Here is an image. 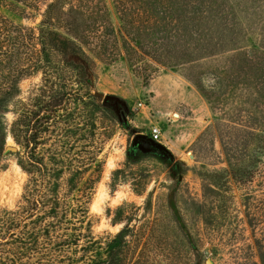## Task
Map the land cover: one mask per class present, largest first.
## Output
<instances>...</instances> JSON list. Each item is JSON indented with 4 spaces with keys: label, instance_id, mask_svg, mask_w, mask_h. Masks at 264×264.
I'll return each instance as SVG.
<instances>
[{
    "label": "rangeland",
    "instance_id": "1",
    "mask_svg": "<svg viewBox=\"0 0 264 264\" xmlns=\"http://www.w3.org/2000/svg\"><path fill=\"white\" fill-rule=\"evenodd\" d=\"M125 1L95 0L107 9L89 21V77L52 52L48 80L21 82L28 103L42 85L68 92V118L39 151L50 165L58 152L64 182L78 184L71 206L92 190L77 223L92 237L78 236L61 264L108 260L113 239L116 264H264V0ZM14 3L0 0V12L40 23L45 6ZM5 118L10 127L12 107ZM11 137L16 150L0 156V264H21L12 233L32 240L31 219L19 223L30 175Z\"/></svg>",
    "mask_w": 264,
    "mask_h": 264
},
{
    "label": "trees",
    "instance_id": "2",
    "mask_svg": "<svg viewBox=\"0 0 264 264\" xmlns=\"http://www.w3.org/2000/svg\"><path fill=\"white\" fill-rule=\"evenodd\" d=\"M14 1L37 11H41L43 6L45 8L43 18L36 27L15 23L0 12V156L7 147V135L10 133L21 147L15 152L18 164L30 175L23 195L30 207L23 209L19 223L25 229L29 227L26 219H31L29 238L32 237V240L25 235L28 230L19 235L12 233L11 239L21 245L17 254L21 264H29L22 262L23 259L31 260L36 256V264H61L65 259L72 260L71 246L78 244V236L92 237L80 229L81 224H77L82 222L79 219L87 216L83 199H89L92 190L74 198L77 204L71 206L69 192L77 189L78 184L73 182L72 177L68 180L69 184L64 182L65 169L58 166V152L49 157L50 165L47 156L39 151L46 141L44 135L53 132L68 118V92L58 91L55 95H48L46 85H42L41 92L28 103L21 98V82L41 72L45 74L44 80H48L52 52L59 53L67 66H78L89 77L91 69L84 47L90 29L89 21L93 20L97 8L105 10L107 5L95 3V0H6V3L15 5ZM114 1L122 8L128 5L125 0ZM11 107L16 119L9 127L5 115ZM150 141L156 143L152 138ZM76 172L82 173L78 169ZM69 229L74 232V238L61 233ZM62 236L65 238L62 239ZM4 240L0 241V247L2 243L9 242L7 238ZM95 242L89 239L87 244L93 246ZM115 242L113 239L109 244L108 260L92 264H116ZM1 254L2 250L0 258Z\"/></svg>",
    "mask_w": 264,
    "mask_h": 264
},
{
    "label": "built area",
    "instance_id": "3",
    "mask_svg": "<svg viewBox=\"0 0 264 264\" xmlns=\"http://www.w3.org/2000/svg\"><path fill=\"white\" fill-rule=\"evenodd\" d=\"M139 105H142V103H140ZM150 133H151V138L154 141H161L162 139V128L160 126V124H153L150 128Z\"/></svg>",
    "mask_w": 264,
    "mask_h": 264
},
{
    "label": "water",
    "instance_id": "4",
    "mask_svg": "<svg viewBox=\"0 0 264 264\" xmlns=\"http://www.w3.org/2000/svg\"><path fill=\"white\" fill-rule=\"evenodd\" d=\"M140 137H141V135H138V136L136 137V140L139 139ZM7 149H8V150H16V147L8 145V146H7Z\"/></svg>",
    "mask_w": 264,
    "mask_h": 264
},
{
    "label": "bare ground",
    "instance_id": "5",
    "mask_svg": "<svg viewBox=\"0 0 264 264\" xmlns=\"http://www.w3.org/2000/svg\"><path fill=\"white\" fill-rule=\"evenodd\" d=\"M8 140H9V139H8ZM10 141H11V142H13L12 138H10ZM10 141H9V143H10ZM115 196H116V197H115V199H116V198H119V196H120V193H119V192H117V194H116ZM113 200H114V199H113ZM118 200H119V199H118ZM115 203H116V202H115Z\"/></svg>",
    "mask_w": 264,
    "mask_h": 264
}]
</instances>
